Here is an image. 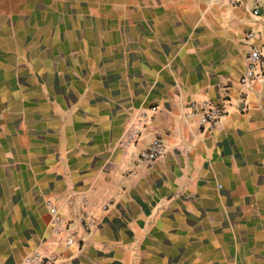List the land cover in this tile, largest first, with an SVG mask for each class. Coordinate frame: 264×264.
I'll return each instance as SVG.
<instances>
[{
    "label": "crops",
    "instance_id": "obj_1",
    "mask_svg": "<svg viewBox=\"0 0 264 264\" xmlns=\"http://www.w3.org/2000/svg\"><path fill=\"white\" fill-rule=\"evenodd\" d=\"M250 44L264 52V11L246 0H0V264L34 250L56 264H264V57L239 83ZM204 100L224 106L210 127L182 116ZM154 136L164 156L137 162ZM84 198L96 225L66 246L47 202L77 223Z\"/></svg>",
    "mask_w": 264,
    "mask_h": 264
},
{
    "label": "built area",
    "instance_id": "obj_2",
    "mask_svg": "<svg viewBox=\"0 0 264 264\" xmlns=\"http://www.w3.org/2000/svg\"><path fill=\"white\" fill-rule=\"evenodd\" d=\"M209 4H215L224 0H205ZM230 4L236 3L239 0H227ZM251 3V12L254 15H259L264 11L263 0H246ZM253 34L248 33V37H252ZM264 52L263 48L250 44V49L244 55V67L242 74L239 78L241 85H251L262 74L261 64L263 61ZM224 111L223 104L212 103L207 100L204 101H190L185 106L182 112L184 119H196L197 123L201 126H213L222 115ZM1 115V109H0ZM147 115L145 113H137L126 124L123 135L120 140L121 148L129 149L131 146H138V140L142 130L146 126ZM166 152L165 144L162 138L154 136L146 144L139 147L136 151V161L149 164L159 158L163 157ZM128 173V172H127ZM51 214V231L54 235L61 237L63 243L66 246H71L75 243L76 233L75 231L81 230L82 233L89 234L96 225V219L93 214L87 210L88 201L83 199L81 214L77 215L74 220L64 221L58 210L54 206H50ZM107 204L102 205V209H106ZM57 257L54 253H42L34 250L24 256L21 264H56Z\"/></svg>",
    "mask_w": 264,
    "mask_h": 264
}]
</instances>
